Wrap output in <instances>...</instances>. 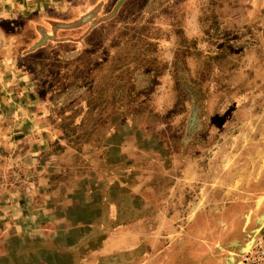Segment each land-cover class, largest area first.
Masks as SVG:
<instances>
[{
    "label": "rangeland",
    "instance_id": "374dc122",
    "mask_svg": "<svg viewBox=\"0 0 264 264\" xmlns=\"http://www.w3.org/2000/svg\"><path fill=\"white\" fill-rule=\"evenodd\" d=\"M10 5L27 31L64 21L0 72V264L241 263L264 216V0Z\"/></svg>",
    "mask_w": 264,
    "mask_h": 264
},
{
    "label": "crops",
    "instance_id": "0c3cea01",
    "mask_svg": "<svg viewBox=\"0 0 264 264\" xmlns=\"http://www.w3.org/2000/svg\"><path fill=\"white\" fill-rule=\"evenodd\" d=\"M12 0H0V72L7 73L6 82L9 83L12 73H23L19 61L21 58H26L27 54L24 56V52L28 48H32L38 39L43 38V33L48 36H53L55 29L58 25L56 22L64 21L62 19V13L59 10H50L40 13V16L32 15L31 18L36 22L31 26L33 28L34 34L30 29L24 26L14 27L12 23L13 14L10 12ZM59 16V17H56ZM61 16V17H60ZM16 17V16H14ZM29 16L24 19H28ZM13 25V27H12ZM37 30V32H35ZM53 40H51L52 42ZM27 45V47H26ZM16 62V64H14ZM21 77V75H18ZM141 264V263H140ZM143 264H147L143 263Z\"/></svg>",
    "mask_w": 264,
    "mask_h": 264
},
{
    "label": "built area",
    "instance_id": "2783aa9c",
    "mask_svg": "<svg viewBox=\"0 0 264 264\" xmlns=\"http://www.w3.org/2000/svg\"><path fill=\"white\" fill-rule=\"evenodd\" d=\"M239 264H264V228L254 238Z\"/></svg>",
    "mask_w": 264,
    "mask_h": 264
},
{
    "label": "bare ground",
    "instance_id": "6f19581e",
    "mask_svg": "<svg viewBox=\"0 0 264 264\" xmlns=\"http://www.w3.org/2000/svg\"><path fill=\"white\" fill-rule=\"evenodd\" d=\"M246 220L248 221V219H247V217H246ZM261 220H263L264 221V217H262V219ZM254 234H255V232H254ZM252 242H253V237L249 240V242L245 245V248L243 249V251H247L249 248H250V246H251V244H252ZM247 246V247H246ZM231 259V261H233V259L232 258H230Z\"/></svg>",
    "mask_w": 264,
    "mask_h": 264
},
{
    "label": "water",
    "instance_id": "95a60500",
    "mask_svg": "<svg viewBox=\"0 0 264 264\" xmlns=\"http://www.w3.org/2000/svg\"><path fill=\"white\" fill-rule=\"evenodd\" d=\"M262 217H264V216H262ZM262 217H261V219H262ZM261 219H260V220H261ZM261 221H262V222H261V226H260V228L254 231L255 234H257L258 232H260L261 228L264 226V221H263V220H261ZM247 245H248V244H247ZM246 247H247V246H246Z\"/></svg>",
    "mask_w": 264,
    "mask_h": 264
},
{
    "label": "flooded vegetation",
    "instance_id": "af4514ba",
    "mask_svg": "<svg viewBox=\"0 0 264 264\" xmlns=\"http://www.w3.org/2000/svg\"><path fill=\"white\" fill-rule=\"evenodd\" d=\"M236 249L238 250V251H237V252H238L237 255H238L240 252H242L243 247H239V246H238Z\"/></svg>",
    "mask_w": 264,
    "mask_h": 264
}]
</instances>
